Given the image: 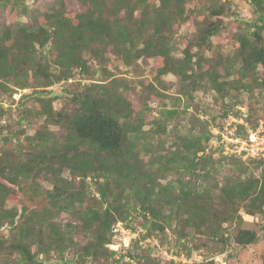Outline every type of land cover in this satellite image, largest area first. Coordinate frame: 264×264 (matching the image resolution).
<instances>
[{
    "label": "trees",
    "instance_id": "obj_1",
    "mask_svg": "<svg viewBox=\"0 0 264 264\" xmlns=\"http://www.w3.org/2000/svg\"><path fill=\"white\" fill-rule=\"evenodd\" d=\"M11 1L30 20L0 33V78L4 80L0 85L9 96L15 93L9 83L11 77L18 88L32 86V78L45 86L61 80L69 82L75 69L88 72L90 57L86 53L103 61L108 49L128 65L140 57L158 58L155 76L172 72L188 81L182 92L189 99H194L192 91L200 88L205 74L222 101L230 90L242 87L254 92L257 86L264 87V72L258 77L256 70L258 65L264 66V0H248L256 17L245 20L247 27L237 33L239 44L234 58L241 65L240 82L221 81L224 75L217 70L223 66L226 76H230L234 61L231 66L229 58L214 64L203 52L223 27L214 18L226 13L229 0H80L87 6L83 12L67 10L64 0L43 12H31L25 0H0V7L8 8ZM189 19H194L198 39L191 41L184 57L176 60L169 34L174 25ZM8 40H12L10 45H6ZM193 47H197L196 52ZM201 59L208 62L209 70L197 76L194 71L201 66ZM101 81L68 89L70 110L55 111L51 91H46L49 97L39 96L37 90L22 94L20 99L35 95L39 104L36 114L45 117L47 124L65 128L66 136L59 142L49 129H42L29 138L32 151L26 157L7 148L0 156V227L5 223L12 227L11 237L0 239V257L4 254L0 264L38 263L41 254L45 262L52 251L67 264L64 256L73 247L80 256L79 264H85L88 257L96 261L105 258L107 264H112L110 259L117 253L109 246L114 242L113 226L130 220L139 210L148 231L165 230L176 222L181 235L202 233L220 243L226 241L224 223L236 217L243 219L240 208L252 215L260 214L264 223V169L258 176L230 171L219 174L224 160H232L237 167L239 163L245 167L238 169L244 170L250 162H264L262 158L226 155L221 148L222 155L216 159L210 146L213 134L207 122L197 116V108L189 132L177 136L163 154L159 151L162 142L155 144L149 135L166 133L169 120L179 110L167 109L165 118L154 119L155 128L147 132L144 110L136 112L127 95L105 83L106 79ZM149 86L154 89L152 84ZM251 108L248 127L256 129L251 119L255 106ZM223 113L225 117L229 114L225 108ZM248 127L239 125L237 135L247 137ZM196 129L200 132H194ZM11 137L3 139L7 142ZM216 137L219 140L220 134ZM20 147L17 145L21 151ZM173 171H179V175L162 184L160 178ZM65 172L70 176L66 177ZM42 175L48 178L51 188H40ZM90 175L96 180L99 198L88 196L86 179ZM11 184L28 194L30 203H24L21 211L17 206L8 207L15 192ZM36 198L41 206L32 203ZM165 206L170 213H165ZM63 217L70 219L65 224L56 220ZM77 230L86 234L81 241L75 238ZM257 238V231L249 228H239L234 234L235 243L242 246ZM137 247L138 240H133L126 249L132 259L141 262L146 255L136 252ZM146 261L143 264L157 263L152 258ZM169 264L176 263L172 260Z\"/></svg>",
    "mask_w": 264,
    "mask_h": 264
},
{
    "label": "rangeland",
    "instance_id": "obj_2",
    "mask_svg": "<svg viewBox=\"0 0 264 264\" xmlns=\"http://www.w3.org/2000/svg\"><path fill=\"white\" fill-rule=\"evenodd\" d=\"M152 3H158V0H151ZM197 2L200 0H196ZM224 1V0H223ZM59 0H25V4L29 6L31 12H43L48 11L53 6H58ZM67 10L73 12H83L87 9L80 0H64ZM191 6V5H189ZM256 13L254 11V6L248 0H229L227 11L225 14L221 15L220 18L215 17L214 20H220L223 23L220 31L211 38V43L209 48H206L203 52L205 57L212 60L213 63H217L221 59L229 58L234 61L232 65V74L226 76V69L223 66H218L217 70L221 73L223 78L221 81L228 79L230 81H241L238 74V68L241 66L240 62L234 58L237 46L239 44L237 33L247 27L245 20H254ZM29 15L23 13L17 4L11 1L8 8L0 7V33L6 28H15L18 23H29ZM253 30V29H252ZM173 32L169 34L170 41L173 43V56L176 60H180L184 57V50L188 44L192 41L198 39L197 37V27L194 19H189L180 25L173 26ZM12 40L6 41V45H10ZM197 47H193L192 51L196 52ZM86 57H90L88 62L89 70L88 72L81 70L80 68L73 71L74 75L69 80L58 81L53 83L51 86L39 85V83L34 82L33 78L29 82H32V86L27 88H18L16 84L9 80L10 84H13V92L15 96H9L3 91L0 85V156L7 148L12 150L14 153H21L22 157H26L28 153L32 151V143L29 142V138L34 136V134L39 130L49 129L52 138L62 142L66 136V130L60 125L47 124L45 117L36 114L38 110V102L35 99V95L27 96L26 98L20 99L22 94H30L37 90L39 96L49 97L48 91L52 92L53 97V107L55 111L61 109L70 110L71 105L68 100L69 94L68 89L75 87L81 88L85 84L91 82H103L102 79H106L105 83L117 87L122 93L127 95L129 99L132 100L133 106L136 112L144 110L145 125L144 129L148 132L155 128L153 120L161 116L165 118L164 112L167 109H177L179 114L173 119L169 120L168 128L166 133L153 134L150 136V141L157 144L159 141L162 142L163 147L159 151L161 153H166L172 145L177 136L182 133H188L191 127V120L193 114H195V109H198L197 116L200 120L207 122L209 131L213 134L210 140V146L213 149L215 158H219L222 155L221 148L224 145L221 140L223 134L229 135L227 133L226 127L227 117L224 116L223 109H227L229 113H234L238 116L239 106H245L251 109V106H255V111L251 116L252 121L257 126V128L263 124L264 126V87L257 86L254 92H249L242 87L240 90H230L229 94L222 101L221 96H217L215 91L212 90L210 86V76L205 74V77L201 79V86L196 90H193L194 99H189V96L182 92V89L187 87L188 81H185L177 74L172 72L156 77L154 72L157 65L159 64V59L153 56L140 57L132 64H126L123 58L116 55L112 50L108 49L104 57L105 60L99 61V59H94L90 53H86ZM233 57V58H232ZM194 56V60H196ZM201 66H197L196 73L200 76L205 70H209V64L204 59H201ZM195 67V65H194ZM53 69V68H52ZM51 71L53 72V70ZM192 70V69H191ZM257 75L261 77L264 72V66L262 64L257 67ZM193 71V70H192ZM32 76V75H31ZM30 76V77H31ZM209 76V78H207ZM117 80V81H115ZM4 80L0 78V82ZM40 82H45L43 79ZM80 83V84H79ZM153 85L154 89L151 86ZM44 90V91H42ZM2 108V109H1ZM185 110V112L183 111ZM252 124V123H251ZM261 127V126H260ZM229 128V127H228ZM235 133L236 130H231ZM152 132V131H150ZM194 132L199 133L200 130L196 129ZM238 132V130H237ZM220 134V139L216 137ZM5 136H12L11 140L5 142L3 139ZM230 137H227L229 142ZM230 143V142H229ZM20 144L21 151L17 149V145ZM25 144V145H24ZM27 144V145H26ZM148 156H145L147 159ZM257 162V161H256ZM250 162L247 168L244 170L238 163V167L229 162H222L219 169V174L224 175L229 171L234 174L250 175H260L264 169V162ZM243 166L242 168H244ZM179 171H173L160 178L162 184L174 180L178 175ZM65 176L69 177V173L65 172ZM41 183V189L51 188V183L48 178L42 175L39 179ZM80 180H76V184H80ZM96 180L92 175L88 176L86 179V185L88 186L87 193L91 198L98 197L99 193L97 191ZM15 190L11 196L8 203V207L17 206L21 211V206L29 202V197L27 193H22L18 190L17 185L11 184ZM219 201V200H218ZM34 206H41L40 199L36 198L32 202ZM32 204V205H33ZM165 213H170L168 206H165ZM141 212H135L134 217L126 221H118L115 225L122 224L121 227L128 232V230L133 231V228L137 230L134 231L138 235L133 237L134 240H138L140 247L135 249L136 252H142L146 255L141 262H138L135 258H131L126 249L128 239L125 243L122 242L111 244L113 250L117 253L110 259L112 264H143L146 258H152L156 264H169L170 260H165V251L168 253L172 252L178 256L181 254L191 255L193 253H202L208 257H215L221 253H225L223 260L228 259V264H264V224L260 214L252 215L247 212L245 208H240L239 214L242 215V220L238 217L234 218L233 221H228L224 223L223 229L226 241L223 243L216 242L213 238L207 237L202 233H190L188 235H181L178 232L179 227L176 226V222L173 225L168 226L165 230H153L148 231L147 228L143 227L142 221L143 217L140 215ZM164 214V213H163ZM70 219L69 217L56 218L57 221L66 223ZM258 219V220H257ZM239 228H249L257 231L258 238L254 243L242 246L238 245L234 241V234L239 230ZM11 229L7 223L0 227V239L4 236L7 238L11 237ZM84 235L80 231L75 232V238L79 241L83 240ZM130 236V235H129ZM131 246V245H130ZM126 247V248H125ZM1 252H3L1 250ZM3 256L1 255L0 261L3 262ZM13 258H16L15 256ZM44 255L41 254L38 257V263L30 264H63V260L60 259V255L52 251L51 257L47 261L43 262ZM64 260L67 264H79L80 256L78 255L77 249L75 247L69 249ZM220 260V259H219ZM209 261H212L209 260ZM214 261V260H213ZM217 261V260H216ZM216 261L215 264H216ZM147 262V261H146ZM168 262V263H167ZM175 262V261H174ZM207 261L200 262L198 264L206 263ZM218 262V261H217ZM107 264L106 259H100L98 261L93 260L91 257L87 258L85 264ZM176 264H182L180 261L175 262Z\"/></svg>",
    "mask_w": 264,
    "mask_h": 264
},
{
    "label": "built area",
    "instance_id": "obj_3",
    "mask_svg": "<svg viewBox=\"0 0 264 264\" xmlns=\"http://www.w3.org/2000/svg\"><path fill=\"white\" fill-rule=\"evenodd\" d=\"M14 97L15 94H13ZM239 114L238 116L234 113H229L227 118V124L226 127L227 133L229 135L223 134L221 142L224 144L222 146L223 152L226 155H235V156H241L243 159L247 158H253V159H259L262 158L264 160V126L263 124L260 125L258 128H250L248 127V108L245 106H239ZM239 125H244L248 127L247 137H242L240 135H237V130ZM229 127V128H228ZM236 130L235 133L231 130ZM227 137H230L229 142L227 140ZM258 220V219H257ZM122 224H118L117 226H113V232H114V244L121 243L120 241H123L125 243V240L128 239L129 243L127 242L126 247L129 248L133 239V237H136L138 235L137 233L133 231L128 230L125 231L122 227ZM130 235V236H129ZM112 243V244H113ZM113 244V245H114ZM111 247V244L109 245ZM125 247V248H126ZM225 257V253H221L215 256V257H208L205 254L202 253H193L190 256L186 254L177 255L172 252L168 253L165 251V260L171 261H180L182 264H198L203 261H209L214 260L216 261V264H228V259L223 260L222 258ZM220 259V260H219Z\"/></svg>",
    "mask_w": 264,
    "mask_h": 264
}]
</instances>
